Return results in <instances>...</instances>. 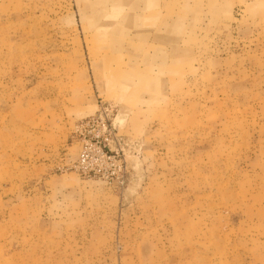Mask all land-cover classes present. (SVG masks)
<instances>
[{
  "label": "rangeland",
  "instance_id": "1",
  "mask_svg": "<svg viewBox=\"0 0 264 264\" xmlns=\"http://www.w3.org/2000/svg\"><path fill=\"white\" fill-rule=\"evenodd\" d=\"M0 264H264V0H0Z\"/></svg>",
  "mask_w": 264,
  "mask_h": 264
},
{
  "label": "built area",
  "instance_id": "2",
  "mask_svg": "<svg viewBox=\"0 0 264 264\" xmlns=\"http://www.w3.org/2000/svg\"><path fill=\"white\" fill-rule=\"evenodd\" d=\"M111 107L101 105L95 113L89 115L80 124L82 140L76 160L72 167L85 176L105 177L114 165V156L110 155L106 143L111 135Z\"/></svg>",
  "mask_w": 264,
  "mask_h": 264
},
{
  "label": "crops",
  "instance_id": "3",
  "mask_svg": "<svg viewBox=\"0 0 264 264\" xmlns=\"http://www.w3.org/2000/svg\"><path fill=\"white\" fill-rule=\"evenodd\" d=\"M127 14H131V13H127ZM131 16H132L133 19H137V17H138V13H137V12H135L134 14L132 13ZM133 16H134V17H133ZM153 16H154V15H153ZM139 17H140V14H139ZM132 18H131V19H132ZM131 19H129V20H131ZM127 21H128V20H127ZM117 38H120V36L113 37V39H117ZM135 38H136V37H134V39H135ZM120 39H121V38H120ZM104 65H105V68H106V69L104 70V71L106 72V75H107V73H108V75H107V78L109 79L108 82H109V81H112V84H113L114 77H112V75H110V70H109V67L107 66V62H106V61H105V64H104ZM117 94H118V93H117ZM115 99H116V97H115ZM123 106H125V105H123Z\"/></svg>",
  "mask_w": 264,
  "mask_h": 264
}]
</instances>
